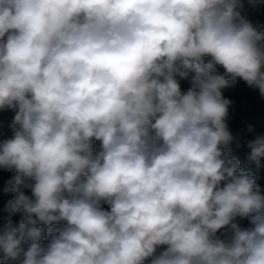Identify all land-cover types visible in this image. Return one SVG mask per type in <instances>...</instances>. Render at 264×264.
Masks as SVG:
<instances>
[{
  "label": "clouds",
  "instance_id": "9594fccd",
  "mask_svg": "<svg viewBox=\"0 0 264 264\" xmlns=\"http://www.w3.org/2000/svg\"><path fill=\"white\" fill-rule=\"evenodd\" d=\"M243 9L0 0V110L15 113L0 264H264V188L226 159L229 78L264 98V31ZM245 144L259 166L264 134Z\"/></svg>",
  "mask_w": 264,
  "mask_h": 264
},
{
  "label": "trees",
  "instance_id": "16d2710c",
  "mask_svg": "<svg viewBox=\"0 0 264 264\" xmlns=\"http://www.w3.org/2000/svg\"><path fill=\"white\" fill-rule=\"evenodd\" d=\"M244 9L248 12H253L257 14L259 17L264 19V0H256L255 5L248 3V0H244ZM205 61L210 59V57H205ZM218 71L221 75H224V69L222 67H218ZM180 82L182 91H187L190 87V81L182 78H177ZM230 79V86L223 89V94L225 98L234 101V104L230 106L229 109V118H228V126L232 133L236 130L245 131V135L235 134L239 141V147L237 143L234 142L231 147L236 148H245L247 145L245 144L246 140L253 139L255 135L253 132H248L247 128L251 125L255 132L259 134L258 131L264 133V127H258L257 121L259 117L264 113V98H262L257 89L249 87L246 82L242 79H236L234 81ZM14 111L12 110H0V125L4 129V136H0V142L11 139L13 137L14 128L12 126V121L14 118ZM256 127L258 131H256ZM100 142L96 141L94 150L99 151ZM249 149L245 158L238 159L241 163V171L242 172H250L254 175H258L260 177L258 183L264 188V158L261 159L259 166H257L255 161L249 159ZM234 158L230 151H227L226 159ZM13 173L7 171L3 168H0V228H2L5 223V218L9 215L8 212V201L14 199L15 194L11 192H5L4 189L7 187L8 180L12 177ZM26 194L31 195L30 190H25ZM104 209L110 210L108 205H103ZM23 212L16 213L12 219L14 222L18 223L20 218L22 217ZM236 222L242 227L247 228L250 227V223L246 218H237ZM59 225H53L49 232L55 234ZM44 243H47V239H45ZM164 246H161L157 249V251H162ZM9 264H14L13 261H9Z\"/></svg>",
  "mask_w": 264,
  "mask_h": 264
},
{
  "label": "rangeland",
  "instance_id": "374dc122",
  "mask_svg": "<svg viewBox=\"0 0 264 264\" xmlns=\"http://www.w3.org/2000/svg\"><path fill=\"white\" fill-rule=\"evenodd\" d=\"M244 14L246 15V17L254 24V26H256L259 30L264 31V19L259 17L257 14L253 13V12H248L245 9H243ZM258 127H264V113L259 117L258 121H257ZM256 131H258L257 127H256ZM259 134H264L261 133L260 131H258ZM233 133L235 134H242L243 136L245 135V131L243 130H236ZM254 135H257V133L254 131L253 132ZM230 154L234 157V158H245L247 151H248V147L246 146L245 148H236V147H231L229 149Z\"/></svg>",
  "mask_w": 264,
  "mask_h": 264
},
{
  "label": "built area",
  "instance_id": "2783aa9c",
  "mask_svg": "<svg viewBox=\"0 0 264 264\" xmlns=\"http://www.w3.org/2000/svg\"><path fill=\"white\" fill-rule=\"evenodd\" d=\"M5 132H4V129L3 127L0 125V136H4Z\"/></svg>",
  "mask_w": 264,
  "mask_h": 264
}]
</instances>
